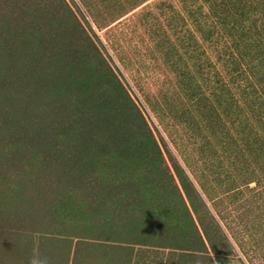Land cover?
I'll use <instances>...</instances> for the list:
<instances>
[{
	"label": "rangeland",
	"instance_id": "374dc122",
	"mask_svg": "<svg viewBox=\"0 0 264 264\" xmlns=\"http://www.w3.org/2000/svg\"><path fill=\"white\" fill-rule=\"evenodd\" d=\"M0 264H264V0H0Z\"/></svg>",
	"mask_w": 264,
	"mask_h": 264
}]
</instances>
